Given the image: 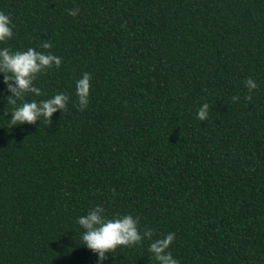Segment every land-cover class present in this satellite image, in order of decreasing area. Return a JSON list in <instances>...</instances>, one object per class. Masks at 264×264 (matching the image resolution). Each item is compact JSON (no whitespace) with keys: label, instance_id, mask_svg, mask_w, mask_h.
Returning <instances> with one entry per match:
<instances>
[{"label":"trees","instance_id":"trees-1","mask_svg":"<svg viewBox=\"0 0 264 264\" xmlns=\"http://www.w3.org/2000/svg\"><path fill=\"white\" fill-rule=\"evenodd\" d=\"M0 13V49L61 60L15 104L0 73V264H97L77 223L97 205L141 235L103 264H160L149 246L168 234L178 264H264V0H0ZM59 93L49 123L12 124Z\"/></svg>","mask_w":264,"mask_h":264},{"label":"clouds","instance_id":"clouds-1","mask_svg":"<svg viewBox=\"0 0 264 264\" xmlns=\"http://www.w3.org/2000/svg\"><path fill=\"white\" fill-rule=\"evenodd\" d=\"M75 15V11L70 12ZM11 22L9 17L0 13V41L11 37ZM51 45L44 44V48H49ZM60 57L51 54L37 52L32 48L27 51L10 53L7 49H0V73H11L10 76H5V80H13L15 87L12 84L8 85L11 95L10 102L15 104L16 99H22L25 92H31L35 95L40 94V90L36 87H29L34 74L42 68L49 67L55 64L60 65ZM89 74L84 73L83 78L77 81V94L80 97L81 106L87 104V96L89 89ZM247 87L251 90L256 87V84L249 78L246 81ZM68 97L63 93L55 95L48 100H42L37 104L36 101L24 102L16 107L11 112L13 125H18L23 122L34 123L41 116L49 121L52 112L56 110L53 105L63 109L66 105ZM208 104H203L197 112V117L200 120L207 118ZM104 209L97 205L86 215H81L77 218V223L84 229L82 240L87 248L91 249L97 256V264H103L105 253H112L118 245H127L141 240V235L137 229V222L128 215L105 219L103 216ZM173 234H168L163 240H157L149 246L155 259L160 264H178V261L171 257L170 253H164V249L171 242Z\"/></svg>","mask_w":264,"mask_h":264}]
</instances>
